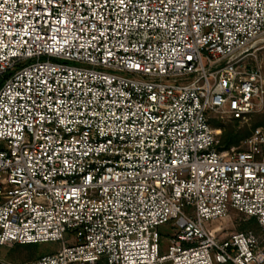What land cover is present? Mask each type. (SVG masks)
<instances>
[{
    "label": "built area",
    "instance_id": "built-area-1",
    "mask_svg": "<svg viewBox=\"0 0 264 264\" xmlns=\"http://www.w3.org/2000/svg\"><path fill=\"white\" fill-rule=\"evenodd\" d=\"M262 37L264 0H0V247L57 244L0 264H264V131L211 124L263 110Z\"/></svg>",
    "mask_w": 264,
    "mask_h": 264
},
{
    "label": "rangeland",
    "instance_id": "rangeland-1",
    "mask_svg": "<svg viewBox=\"0 0 264 264\" xmlns=\"http://www.w3.org/2000/svg\"><path fill=\"white\" fill-rule=\"evenodd\" d=\"M252 64H257L261 67L264 76V37H262L259 43L253 48ZM224 127L231 125L230 120H217ZM259 125V126H257ZM257 127H261L264 131V107L263 110L259 113L252 115L246 122L238 123L236 127V132L239 135L246 133H251V131ZM218 135L219 141L221 140V132ZM244 138H240L237 143H234L232 146H237L240 141ZM211 227L218 226L222 230L220 233H216L217 237H224L226 234L231 232H240L251 230L256 234L260 233L258 225H256L250 218L245 217L241 213L231 210L227 216L214 221ZM158 232L162 236L161 247L162 250H166L169 244L168 238L174 234V229L170 226V223L160 225L158 227ZM57 247L55 242L47 243H37V244H14V245H2L0 247V260L10 263H20L25 261L34 260L40 256L46 255L54 251Z\"/></svg>",
    "mask_w": 264,
    "mask_h": 264
},
{
    "label": "trees",
    "instance_id": "trees-1",
    "mask_svg": "<svg viewBox=\"0 0 264 264\" xmlns=\"http://www.w3.org/2000/svg\"><path fill=\"white\" fill-rule=\"evenodd\" d=\"M231 123H232L231 125L224 127L222 125V123H220L217 120L211 121V124L214 128H221L222 129L221 140H220L221 148H228V147L232 146L234 143H237L240 140V138H245L250 134V133H246L243 135H239L236 132V127L238 125V122L236 120H231ZM257 126H259V125H257ZM251 220H252V222H254L257 225V223L254 219H251Z\"/></svg>",
    "mask_w": 264,
    "mask_h": 264
}]
</instances>
